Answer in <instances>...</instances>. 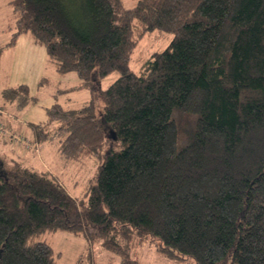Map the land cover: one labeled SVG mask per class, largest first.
Returning a JSON list of instances; mask_svg holds the SVG:
<instances>
[{
    "label": "trees",
    "instance_id": "trees-1",
    "mask_svg": "<svg viewBox=\"0 0 264 264\" xmlns=\"http://www.w3.org/2000/svg\"><path fill=\"white\" fill-rule=\"evenodd\" d=\"M9 4L0 57L29 33L56 71L77 74L60 91L92 93L27 122L32 146L103 160L80 197L47 169L0 166V264H57L40 238L57 229L101 238L120 264H138L130 252L144 242L194 264H264V0ZM154 30L169 42L133 60ZM0 95L17 110L36 101L25 83Z\"/></svg>",
    "mask_w": 264,
    "mask_h": 264
},
{
    "label": "rangeland",
    "instance_id": "rangeland-1",
    "mask_svg": "<svg viewBox=\"0 0 264 264\" xmlns=\"http://www.w3.org/2000/svg\"><path fill=\"white\" fill-rule=\"evenodd\" d=\"M10 0H0V45L6 43L9 38L8 24L13 17V9ZM135 0H123L126 7L133 5ZM8 23V24H7ZM157 30L143 36L132 54L136 57L148 56L153 50L164 47L170 40L171 34L158 36ZM25 40L18 39L17 45L11 47L7 53L0 57V90L8 85L25 83L29 92L36 98L22 109H15L0 95V121L6 127L14 123V119L6 112L17 116L19 133L12 132L0 124V166L12 168L16 162L24 163L35 169H47L59 179L66 189L75 197H80L84 192L88 180L92 178L102 159L88 158L82 161L65 160L58 151L57 141L35 144L32 146V130L27 122H41L46 120L45 108L53 103H60L64 108H76L87 102L92 93L89 88L60 91L78 83L79 78L74 71L58 72L48 61L44 46L35 45L36 49L28 48ZM137 60V59H136ZM138 64L131 60V68L137 70ZM117 77L113 72L102 78L99 83L106 86ZM42 78H45L42 80ZM5 110V112H2ZM55 122L52 124L54 126ZM4 129V130H3ZM16 134L10 139L9 135ZM20 140V141H19ZM28 146V152L20 153L19 148ZM118 149L119 146L115 145ZM13 151V152H12ZM41 239L46 240L52 246L57 256V264H120L121 256L111 253L101 244V238L95 237L89 240L82 232H72L66 229L44 232ZM130 257L137 260L138 264H194L191 258L170 257L156 248L153 242H144L130 252Z\"/></svg>",
    "mask_w": 264,
    "mask_h": 264
},
{
    "label": "crops",
    "instance_id": "crops-1",
    "mask_svg": "<svg viewBox=\"0 0 264 264\" xmlns=\"http://www.w3.org/2000/svg\"><path fill=\"white\" fill-rule=\"evenodd\" d=\"M8 24V23H7ZM26 34H22V35H20L19 37H18V39L20 40V39H23V40H25V38L24 37H26L25 36ZM29 39H26V42H27V47L28 48H30V49H36L35 48V45H37L36 43H34L33 41H32V38H31V36L30 37H28ZM17 39V40H18ZM16 40V41H17ZM15 45H17V43L15 42L12 46H8V47H6L4 50H3V52H2V54H4V53H7L8 52V50L11 48V47H14ZM17 85V84H16ZM8 86H13V85H8ZM8 86H5V87H8ZM2 88H4V87H2ZM1 88V89H2ZM2 112H5V110H3ZM7 113V115L9 116V115H11L10 117H12V118H16V119H18L17 118V116L15 115V114H13V113H10V112H6ZM16 119H14V123H12V124H10L7 128L11 131V133L12 132H18L19 133V128H20V126H19V124L17 123V120ZM30 148V147H29ZM28 146H22V147H20L19 148V152L20 153H23V152H25L26 151V153L28 152ZM13 152V151H12Z\"/></svg>",
    "mask_w": 264,
    "mask_h": 264
}]
</instances>
